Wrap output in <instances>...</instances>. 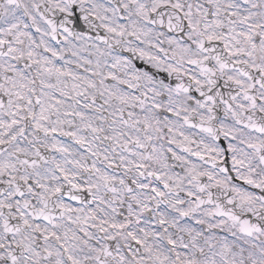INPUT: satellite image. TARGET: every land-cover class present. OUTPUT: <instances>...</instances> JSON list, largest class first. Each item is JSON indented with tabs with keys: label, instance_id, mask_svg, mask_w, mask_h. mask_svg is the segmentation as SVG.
Segmentation results:
<instances>
[{
	"label": "snow or ice",
	"instance_id": "6c2138e0",
	"mask_svg": "<svg viewBox=\"0 0 264 264\" xmlns=\"http://www.w3.org/2000/svg\"><path fill=\"white\" fill-rule=\"evenodd\" d=\"M0 264H264V0H0Z\"/></svg>",
	"mask_w": 264,
	"mask_h": 264
}]
</instances>
